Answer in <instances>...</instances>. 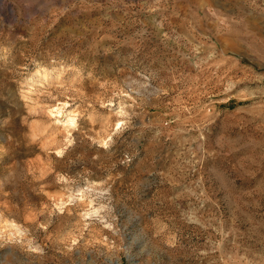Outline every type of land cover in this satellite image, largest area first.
Listing matches in <instances>:
<instances>
[{"label": "rangeland", "instance_id": "1", "mask_svg": "<svg viewBox=\"0 0 264 264\" xmlns=\"http://www.w3.org/2000/svg\"><path fill=\"white\" fill-rule=\"evenodd\" d=\"M0 264H264V0H0Z\"/></svg>", "mask_w": 264, "mask_h": 264}]
</instances>
